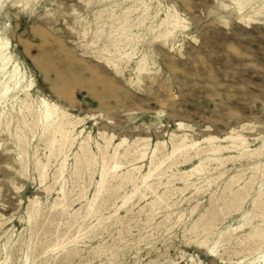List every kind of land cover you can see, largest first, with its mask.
I'll list each match as a JSON object with an SVG mask.
<instances>
[{
    "label": "rangeland",
    "instance_id": "1",
    "mask_svg": "<svg viewBox=\"0 0 264 264\" xmlns=\"http://www.w3.org/2000/svg\"><path fill=\"white\" fill-rule=\"evenodd\" d=\"M0 37L34 81L26 114L24 92L0 101V264H264V0H0ZM41 95L81 121L75 145L51 144Z\"/></svg>",
    "mask_w": 264,
    "mask_h": 264
},
{
    "label": "bare ground",
    "instance_id": "2",
    "mask_svg": "<svg viewBox=\"0 0 264 264\" xmlns=\"http://www.w3.org/2000/svg\"><path fill=\"white\" fill-rule=\"evenodd\" d=\"M123 1V0H122ZM146 1V0H145ZM253 1V0H252ZM263 0H261V2H262ZM136 2V1H135ZM142 2V4H144L143 3V1H141ZM257 2V1H256ZM4 3V2H3ZM252 3V2H251ZM258 3V2H257ZM90 4V3H89ZM135 4H137V3H135ZM240 4V3H239ZM136 6V5H135ZM141 6V5H140ZM139 6V7H140ZM248 6V5H247ZM246 6V7H247ZM128 7V6H127ZM132 7V6H131ZM161 7V6H160ZM253 7V6H252ZM130 8V7H129ZM239 8V7H238ZM125 9V8H124ZM127 9V8H126ZM126 9H125V11H126ZM134 9H136V7L134 8ZM134 9H133V11H134ZM140 9V8H139ZM149 9V8H148ZM161 9V8H160ZM244 9V8H243ZM123 10V9H122ZM147 10V9H146ZM129 11V10H128ZM128 11H126V12H128ZM159 11V10H158ZM255 11H257L256 10V8H255ZM137 12V11H136ZM148 12V11H147ZM146 12V13H147ZM157 12V11H156ZM155 12V13H156ZM260 12V11H259ZM100 13H101V11H100ZM102 13H104V11L102 12ZM125 13V12H124ZM132 13V12H131ZM150 13V12H149ZM114 14V13H113ZM168 14V13H167ZM238 14H239V12H238ZM246 14V13H245ZM261 14V13H260ZM117 15V14H116ZM145 15V14H144ZM154 15H156V14H154ZM240 15V14H239ZM242 15V14H241ZM259 15V14H258ZM261 15H263V14H261ZM100 16V15H99ZM110 16V15H109ZM109 16H108V18H109ZM128 16V15H127ZM149 15H147V17H148ZM173 19L171 20V23H172V28H168L165 32H163V34L162 35H164L163 37H165L166 36V38L168 37V36H171L172 34L174 35L175 34V31L179 28V27H183V28H185L186 27V25L187 24H184V23H182L180 20H181V18H179V15H178V13L177 12H173V14L172 15H170ZM118 17V16H117ZM122 17V16H121ZM137 17H139V15L137 16ZM136 17V18H137ZM146 17V18H147ZM150 17V16H149ZM165 17H166V15H165ZM104 18V17H103ZM129 18H131V17H129ZM133 18V17H132ZM167 18H168V16H167ZM166 18V19H167ZM248 18V17H247ZM252 18H254V17H252ZM117 19H119V18H117ZM122 19V18H121ZM139 19V18H138ZM164 19V18H163ZM244 19V18H243ZM123 20H124V18H123ZM149 20V19H148ZM148 20H146V21H148ZM157 20V19H156ZM165 20V19H164ZM163 20V21H164ZM169 20V19H168ZM250 20V19H249ZM117 21V20H116ZM154 21H155V19H154ZM162 21V20H161ZM107 22V21H106ZM137 22H138V20H137ZM121 23H122V21H121ZM132 23V22H131ZM142 23V22H141ZM141 23H139V24H141ZM146 23V22H145ZM157 23V22H156ZM168 23V22H167ZM107 24V23H106ZM120 24V23H119ZM169 24V23H168ZM108 25V24H107ZM136 25V24H135ZM163 26H164V24H162ZM167 25V24H166ZM72 26V25H71ZM71 26H69L70 28H71ZM83 26H86V25H83ZM127 26V25H126ZM125 26V27H126ZM130 26H131V24H130ZM129 26V27H130ZM134 26V25H133ZM132 26V27H133ZM149 26H151V25H149ZM158 26H159V24H158ZM162 26V27H163ZM188 26V25H187ZM141 27H143V26H141ZM83 28V27H82ZM86 28V27H85ZM112 28V27H111ZM114 28V27H113ZM120 28V27H119ZM137 28H139V27H137ZM146 28V27H145ZM148 28V27H147ZM152 28H154V27H152ZM76 29V28H75ZM122 29V28H121ZM125 29V28H124ZM130 29H131V27H130ZM133 29H134V27H133ZM149 29H150V27H149ZM155 29V28H154ZM158 29V28H157ZM157 29H155V30H157ZM109 30H111L110 28H109ZM153 30V29H152ZM159 30V29H158ZM161 30V29H160ZM84 31H86V29L84 30ZM114 31H115V29H114ZM117 31V30H116ZM115 31V32H116ZM131 31V30H130ZM142 31V30H141ZM154 31V30H153ZM96 32V31H95ZM109 32V31H108ZM121 32V31H120ZM152 32V31H151ZM155 32V31H154ZM160 32H162V31H160ZM78 33V32H77ZM84 33H86V32H84ZM97 33V32H96ZM110 33V32H109ZM118 33V32H117ZM138 33V32H137ZM157 33V32H156ZM80 34V33H79ZM98 34V33H97ZM102 34V33H101ZM143 34V33H142ZM109 35V34H108ZM107 35V36H108ZM115 35H116V33H115ZM136 35H139V34H136ZM146 35V34H145ZM172 35V36H173ZM80 36V35H79ZM87 36V35H86ZM85 36V37H86ZM118 36V34L116 35V37ZM124 36V35H123ZM131 36V35H130ZM140 36V35H139ZM156 35H154V37H155ZM84 37V38H85ZM112 37V36H111ZM137 37V36H136ZM153 37V38H154ZM107 38H109V37H107ZM106 38V39H107ZM140 38V37H139ZM142 38H143V36H142ZM100 39V38H99ZM120 39V38H119ZM118 39V40H119ZM123 39H124V37H123ZM134 39V38H133ZM144 39V38H143ZM155 39L157 40V38L155 37ZM163 39V38H162ZM94 40V39H93ZM113 40V39H112ZM114 40H115V37H114ZM131 40H132V38H131ZM131 40H130V42H131ZM138 40H140V39H137V41ZM154 40V39H153ZM64 41V40H63ZM105 41V40H104ZM119 41H121V40H119ZM119 41H117V42H119ZM123 41H125V40H123ZM122 41V42H123ZM91 42V41H90ZM111 42V41H110ZM126 42V41H125ZM133 42V41H132ZM96 43V42H95ZM112 43V42H111ZM114 43V42H113ZM113 43L111 44V45H113ZM121 43V42H120ZM129 43V42H128ZM93 45H94V43H92ZM105 44H106V42H105ZM105 44H104V46H105ZM110 44V43H109ZM71 45H72V43H71ZM96 45H97V43H96ZM99 45V44H98ZM133 45V44H132ZM173 45V44H172ZM73 46V45H72ZM89 46V45H88ZM101 46V45H100ZM103 46V47H104ZM108 46V45H107ZM107 46H106V48H104V50H109L108 48H110V45H109V47L107 48ZM115 46V45H114ZM114 46H113V48H114ZM124 46V45H123ZM126 46V45H125ZM125 46H124V48H125ZM174 46V45H173ZM75 47H77V45L75 46ZM103 47H102V49H103ZM160 47V46H159ZM157 48H158V46H157ZM115 49V48H114ZM118 49V48H117ZM165 49V48H164ZM163 49V50H164ZM171 49V48H170ZM106 50V51H107ZM125 50V49H124ZM162 50V51H163ZM168 50V49H167ZM101 51H103V50H101ZM105 51V52H106ZM111 51V50H110ZM115 51V50H114ZM117 51V50H116ZM123 51V50H122ZM128 51V50H127ZM79 52V51H78ZM164 52V51H163ZM59 52H57V54H58ZM80 53V52H79ZM109 53V52H108ZM118 53V52H117ZM134 53V52H133ZM63 54V53H62ZM61 54V55H62ZM119 54V53H118ZM125 54V53H124ZM59 55V54H58ZM77 55H80V54H78L77 53ZM85 55V54H84ZM99 55V57L102 59V61L104 60L105 62H106V65H110V66H113V68L114 67H116V68H118V61L115 59V57L113 56V54H98ZM114 55H116V54H114ZM130 55V54H129ZM128 55V56H129ZM52 56V55H51ZM64 56V55H63ZM126 56V55H125ZM131 56H133V55H131ZM144 56V55H143ZM56 57V56H55ZM55 57H54V59H55ZM59 57H61V56H59ZM74 57V56H73ZM119 57V56H118ZM117 57V58H118ZM48 58V57H47ZM63 58V57H62ZM86 58V57H85ZM95 58H98V57H95ZM121 58V57H120ZM120 58H118V59H120ZM57 59H58V57H57ZM56 59V60H57ZM65 59V58H64ZM87 59V58H86ZM99 59V58H98ZM100 59V60H101ZM125 59V58H124ZM129 59V58H128ZM143 59V58H142ZM154 59V58H153ZM55 60V61H56ZM89 60V59H88ZM138 60H140V58L138 59ZM146 60V59H145ZM62 61V60H61ZM93 61V60H92ZM91 61V62H92ZM125 61V60H124ZM129 61V60H128ZM143 61V60H142ZM21 62V61H20ZM20 62H19V57L18 56H16V54L15 53H13L12 51H10L9 50V39H8V37H0V74L2 75V76H4L5 77V79L4 80H2V82H1V84H0V101L2 100V99H6L7 97H12V98H14V97H20V93H23L24 92V96L23 97H21V105H20V108H19V110H20V112H22L23 114H26V113H24L26 110H28V111H31V108H33L32 106H33V103L31 102V100H33L32 98H31V96H32V91H31V89H32V85L34 84V81L32 80V78H30V77H28V74H27V71L20 65ZM65 62H67V61H65ZM69 62V61H68ZM99 62V61H98ZM78 63V62H77ZM96 63V62H95ZM94 63V64H95ZM80 64V63H79ZM84 64V63H83ZM99 65V64H98ZM103 66V65H102ZM138 66V65H137ZM78 67H79V65H78ZM85 67V66H84ZM98 67V66H97ZM179 67V66H178ZM104 68V67H103ZM115 69V68H114ZM123 69V68H122ZM136 69V68H135ZM139 74H141V72L142 71H144V70H146V69H148L147 68V63L146 62H143L142 63V65H140L139 66ZM89 70H90V68H89ZM103 70V69H102ZM101 70V71H102ZM104 70H105V68H104ZM110 70V69H109ZM115 70H118V69H115ZM121 70V69H120ZM150 70V69H149ZM105 71H107V70H105ZM111 71V70H110ZM97 72V71H96ZM108 72V71H107ZM123 72V71H122ZM146 72H147V70H146ZM48 73V72H47ZM94 73H95V71H94ZM93 73V74H94ZM104 73V72H103ZM103 73H100V74H103ZM109 73H111V72H109ZM98 74V73H97ZM99 74V75H100ZM108 75H111V74H108ZM107 75V76H108ZM97 77V76H96ZM99 77V76H98ZM101 77H102V75H101ZM100 77V79H102ZM131 77V76H130ZM94 78V77H93ZM92 78V79H93ZM112 78V77H111ZM98 79V78H97ZM139 79V78H138ZM140 80V79H139ZM110 81V80H109ZM142 81V80H141ZM130 82V81H129ZM117 86V85H116ZM104 88V87H103ZM119 88V87H118ZM119 89H121V88H119ZM113 93V92H112ZM43 94V93H42ZM109 94V93H108ZM110 95H112L111 93H110ZM72 98V97H71ZM19 99V98H18ZM13 107V106H12ZM38 108V110L36 111V121L38 120L39 122H41L42 124H44V127L45 128H49L50 129V131H52V139L51 138H48V139H51V140H49V141H51V144H54L56 141H58L59 142V144H60V146H67V145H72V144H74V142L78 139V136H79V134H80V132H77V125H78V122L80 121L78 118H76V115L74 116V114L72 115L70 112H69V110H67V109H65L62 105H60L58 102H56V101H52L51 99H49L47 96H45V95H41V97H40V104H39V106L37 107ZM11 109V108H10ZM12 109H14V108H12ZM15 110V109H14ZM6 112V111H5ZM11 112V111H10ZM5 114V113H4ZM6 114H7V112H6ZM13 114V113H12ZM31 114V113H30ZM3 115V114H2ZM2 115H1V117H2ZM11 115V114H10ZM19 115V114H18ZM25 116V115H24ZM8 117V116H7ZM22 117H23V115H22ZM25 117H27V116H25ZM29 117V116H28ZM35 118V117H34ZM24 119V118H23ZM1 120V119H0ZM5 120H6V117H5ZM8 120V119H7ZM25 120V119H24ZM30 120V119H29ZM37 121V122H38ZM180 121V120H179ZM29 122V121H28ZM35 122V121H34ZM83 122H84V120H83ZM10 123V122H9ZM40 123V124H41ZM79 123H81V121L79 122ZM12 123H10V125H11ZM20 124V123H19ZM25 124V123H24ZM36 125H37V123H35ZM179 124L180 125H184V123L182 122V120L179 122ZM244 125V124H243ZM8 126H9V124H8ZM39 126V125H38ZM15 127H17V126H15ZM25 127H26V125H25ZM245 127H246V125H245ZM244 127V128H245ZM7 128V127H6ZM20 128H21V126H20ZM19 128V129H20ZM27 128V127H26ZM25 128V129H26ZM36 128V127H35ZM34 128V129H35ZM43 129V128H42ZM81 129V128H80ZM79 129V130H80ZM232 129V128H231ZM236 129V128H235ZM234 129V130H235ZM236 130H238V129H236ZM17 133H18V131H17V129L15 130ZM14 131V132H15ZM21 131V130H20ZM22 131H23V129H22ZM37 131V130H36ZM46 131V130H45ZM49 131V132H50ZM25 132V131H24ZM35 132V131H34ZM12 133V132H11ZM26 133V132H25ZM33 133V132H32ZM46 133H47V131H46ZM83 133V132H82ZM240 133V132H239ZM50 134V133H49ZM89 134H91V133H89ZM177 134V133H176ZM12 135V134H11ZM15 135H16V133H15ZM28 135V134H27ZM48 135V134H47ZM82 135V134H81ZM111 135H112V133H111ZM114 135V134H113ZM178 135V134H177ZM236 135V134H235ZM262 135V134H261ZM21 136V135H20ZM45 136H46V134H45ZM207 136V135H206ZM225 136V135H224ZM241 136V135H240ZM244 136V135H243ZM247 136V135H246ZM258 136V135H257ZM41 137H43V136H41ZM88 137H89V135H88ZM91 137V136H90ZM176 137V136H175ZM182 137V136H181ZM238 137V136H237ZM255 137V136H254ZM33 138V137H32ZM100 138H101V136H100ZM112 138L113 137H110V138H107V143H108V145H109V143L111 142V140H112ZM213 138V140H214V137L212 136V137H210L209 139H212ZM223 138V137H222ZM229 137H227V139H228ZM239 138H241V137H239ZM238 138V139H239ZM246 138V137H245ZM20 139V138H19ZM88 139V138H87ZM87 139H82L81 141H80V145H81V147H82V149L83 150H87L88 148H87ZM92 139V138H91ZM106 139V138H105ZM208 139V138H207ZM218 139H221V138H218ZM224 139V138H223ZM225 139H226V137H225ZM17 140H18V137H17ZM25 140V139H24ZM90 140V139H89ZM97 140V139H96ZM126 140V138H122V140L118 143V145H120V144H122L124 141ZM191 140V139H190ZM197 140V139H196ZM199 140V139H198ZM205 141H206V139H204ZM237 140V139H236ZM242 140V139H241ZM19 141V140H18ZM23 141V140H22ZM22 141H20V142H22ZM91 141V140H90ZM113 141V140H112ZM161 141V140H160ZM243 141H244V139H243ZM242 141V142H243ZM246 141V140H245ZM42 142V141H41ZM89 142V141H88ZM94 142V141H93ZM100 142V141H99ZM118 142V141H117ZM163 142V141H162ZM164 142H166V141H164ZM210 142V141H209ZM29 143V142H28ZM40 143V142H39ZM50 143V142H49ZM91 143V142H90ZM133 143H135V142H133ZM195 142H191V144H188V145H186L185 147H188V146H191V145H193ZM236 143V142H235ZM246 143V142H245ZM55 144H57V143H55ZM100 144V143H99ZM99 144H97V145H99ZM136 144V143H135ZM210 144V143H209ZM214 144V143H213ZM219 144V143H218ZM225 144V143H224ZM15 145V144H14ZM17 145H18V143H17ZM75 145V144H74ZM92 145V144H91ZM96 145V146H97ZM105 145V144H104ZM112 145V144H111ZM165 145V144H164ZM167 145V144H166ZM230 145V144H229ZM237 145H239V143H237ZM28 146V145H27ZM39 146V145H38ZM41 146V145H40ZM163 146V145H162ZM177 146H178V144H177ZM180 146V145H179ZM201 146V145H200ZM207 146V145H206ZM216 146V145H215ZM242 146V145H241ZM240 146V147H241ZM19 147V146H18ZM21 147V146H20ZM24 147H25V144H24ZM36 147V146H35ZM47 147V146H46ZM73 147V146H72ZM80 147V146H79ZM99 147V146H98ZM181 147V146H180ZM197 147V146H196ZM214 147V146H213ZM212 147V148H213ZM224 146L222 145V148H223ZM228 147V146H227ZM244 147V146H243ZM262 147V146H261ZM264 147V146H263ZM41 148V147H40ZM48 148V147H47ZM63 148V147H62ZM102 148V147H101ZM116 148V147H115ZM129 148H130V146H129ZM135 148V147H134ZM157 148V147H156ZM155 148V149H156ZM163 148V147H162ZM191 148V147H190ZM209 148V147H208ZM221 148V146L219 147V146H216L215 148H214V150H219ZM260 148V147H259ZM13 149H14V147H13ZM45 149V148H44ZM93 149V148H92ZM102 149H104V148H102ZM184 149H186V148H184ZM201 149V148H200ZM210 149V148H209ZM232 149V148H231ZM249 149V148H248ZM262 149H264V148H262ZM262 149H261V151H262ZM11 150V149H10ZM27 150V149H26ZM46 150V149H45ZM68 150V149H67ZM115 150V149H114ZM130 150V149H129ZM138 150V149H137ZM160 150V149H159ZM159 150H158V152H159ZM164 150H166V149H164ZM191 150V149H190ZM259 150V149H258ZM65 151H66V149H65ZM89 151V150H88ZM105 151H107V150H105ZM104 151V152H105ZM110 151V150H109ZM118 151V150H117ZM126 151V150H125ZM127 151H128V149H127ZM156 151V150H155ZM239 151V150H238ZM28 152V151H27ZM37 152V151H36ZM72 152V151H71ZM75 152V151H74ZM95 152V151H94ZM104 152H103V154H104ZM113 152V151H112ZM111 152V153H112ZM131 152V151H130ZM166 152V151H165ZM170 152V151H169ZM177 153H178V151H176ZM185 152V151H184ZM197 153H199L200 151H196ZM206 152V151H205ZM219 152V151H218ZM255 152V151H254ZM263 152V151H262ZM29 153V152H28ZM28 153L26 154V155H28ZM38 153V152H37ZM51 153V152H50ZM58 153V152H57ZM70 153V152H69ZM81 153V152H80ZM84 153V152H83ZM93 153V152H92ZM115 153V152H114ZM131 153H133V152H131ZM156 153V152H155ZM242 153V152H241ZM240 153V154H241ZM22 154V153H21ZM33 154H34V152H33ZM32 154V155H33ZM82 154V153H81ZM119 154V153H118ZM118 154H116V155H118ZM127 154H130V153H127ZM160 154H161V151H160ZM183 154V153H182ZM181 154V155H182ZM186 154H187V152H186ZM200 154V153H199ZM202 154V153H201ZM200 154V155H201ZM254 154V153H253ZM40 155V154H39ZM59 155V154H58ZM63 155V154H62ZM73 155V154H72ZM106 155V154H105ZM105 155L103 156V157H105ZM111 155V154H110ZM116 155H115V157H116ZM180 155V154H179ZM190 155V154H189ZM242 155V154H241ZM259 155V154H258ZM50 156V155H49ZM65 156V155H64ZM64 156H63V158H64ZM81 156V155H80ZM92 156H94V154L92 155ZM97 157H98V154L96 155ZM120 156V155H119ZM122 156V155H121ZM136 156V155H135ZM171 156V155H170ZM173 156V155H172ZM192 156V155H191ZM198 156V155H197ZM213 156V155H212ZM211 156V157H212ZM230 156H233V155H230ZM235 156V155H234ZM243 156V155H242ZM24 157H26V156H24ZM23 157V158H24ZM28 158H29V155L27 156ZM39 157V156H38ZM37 157V158H38ZM76 157V156H75ZM95 157V156H94ZM93 157V158H94ZM137 157V156H136ZM159 157H160V155H159ZM158 157V158H159ZM196 157V156H195ZM202 157V156H201ZM210 157V156H209ZM222 157V156H221ZM225 157V156H224ZM227 157V156H226ZM239 157V156H238ZM66 158V157H65ZM71 158V157H70ZM141 158V157H140ZM160 158H162V157H160ZM181 158V157H180ZM183 158V157H182ZM206 158V157H205ZM220 158V157H219ZM230 158V157H229ZM26 159V158H25ZM78 159V158H77ZM91 159V158H90ZM95 159V158H94ZM119 159V158H118ZM118 159H117V161H118ZM122 159V158H121ZM124 159V158H123ZM132 159V158H131ZM142 159V158H141ZM140 159V160H141ZM153 159H155V158H153ZM170 159V158H169ZM175 159V158H174ZM190 159V158H189ZM224 159V158H223ZM81 160H84V159H81ZM135 160V159H134ZM159 160H161V159H159ZM182 160V159H181ZM202 159H200V161H201ZM204 160V159H203ZM206 160V159H205ZM47 161V160H46ZM46 161H44V162H46ZM53 161H54V159H53ZM61 161V160H60ZM64 161V160H63ZM102 161V160H101ZM106 161V160H105ZM121 161V160H120ZM125 161V160H124ZM128 161V160H127ZM130 161V160H129ZM136 161V160H135ZM162 161H164V160H162ZM172 161L173 160H171V163H172ZM189 161V160H188ZM190 161H192V160H190ZM199 161V162H200ZM220 161V160H219ZM228 161V160H227ZM23 162L24 161H22V164H23ZM35 162V161H34ZM58 162V161H57ZM83 162H85V161H83ZM133 162V161H132ZM215 162V161H214ZM216 162H217V160H216ZM24 163H26V162H24ZM48 163V162H47ZM119 163V162H118ZM120 163H122V162H120ZM126 163V161L124 162V164ZM158 163V162H157ZM160 163V162H159ZM163 163H165V161L163 162ZM162 163V164H163ZM186 163V162H185ZM198 163V162H197ZM204 163V162H203ZM202 163V164H203ZM29 164V163H28ZM66 163H63L62 164V168L61 169H63L64 168V165H65ZM71 164V163H70ZM96 164V163H95ZM97 164H99V163H97ZM114 164V163H113ZM145 164V163H144ZM143 164V165H144ZM150 164H152L151 162H150ZM154 164V163H153ZM161 164V165H162ZM168 164V163H167ZM174 164H176V163H174ZM217 164V163H216ZM34 165V164H33ZM56 165V164H55ZM68 165V164H67ZM119 165V164H118ZM126 165H128V164H126ZM142 165V164H141ZM142 165V166H143ZM155 165V164H154ZM179 165V164H178ZM222 165V164H221ZM224 165H226V164H224ZM25 166V165H24ZM36 166V165H35ZM50 166H51V163H50ZM84 166H85V163H84ZM83 166V167H84ZM98 166V165H97ZM132 166H133V164H132ZM141 166V167H142ZM163 166V165H162ZM167 166V165H166ZM201 166V165H200ZM214 166V165H213ZM253 166V165H252ZM53 167V166H52ZM72 167V166H71ZM99 167V166H98ZM119 167V166H118ZM134 167H135V165H134ZM137 167V166H136ZM151 167V166H150ZM156 168H157V166H155ZM159 167H161V166H159ZM173 167V166H172ZM176 167V166H175ZM203 167V166H202ZM201 167V168H202ZM45 168H47V167H45ZM121 168V167H120ZM132 168V167H131ZM138 168V167H137ZM215 168H217V169H219L218 167H215ZM35 169V168H34ZM48 169V168H47ZM98 169V168H97ZM139 169V168H138ZM151 169V168H150ZM153 169V168H152ZM161 169H162V167H161ZM208 169V168H207ZM214 169V168H213ZM213 169H212V171H213ZM216 169V170H217ZM40 170H41V167H40ZM52 170H54V169H52ZM87 170V169H86ZM128 170V169H127ZM131 170V169H130ZM136 170V169H135ZM149 170V169H148ZM154 170V169H153ZM199 170H202V169H199ZM209 170V169H208ZM39 171V170H38ZM66 171V170H65ZM64 171V172H65ZM73 171V170H72ZM110 171V170H109ZM124 171H126V170H124ZM138 171V170H137ZM171 171V170H170ZM212 171H211V173H212ZM224 171V170H223ZM259 171V170H258ZM50 172V171H49ZM71 172V171H70ZM134 172V171H133ZM140 172V171H139ZM151 172V171H150ZM157 172V171H156ZM163 172V171H162ZM166 172H168V171H166ZM189 172V171H188ZM206 172V171H205ZM214 172V171H213ZM260 172V171H259ZM46 173V172H45ZM61 173V172H60ZM73 173V172H72ZM136 173V172H135ZM143 173V172H142ZM157 173H159V172H157ZM156 173V174H157ZM182 173H183V171H182ZM191 173H193L192 171H191ZM196 173V172H195ZM204 173V172H203ZM209 173H210V171H209ZM223 173V172H222ZM264 173V172H263ZM262 173V174H263ZM88 174H89V172H88ZM106 174H107V168H106V166H104V170H103V172H102V178H101V180L99 181V185H103L104 184V182H105V180H106ZM119 174V173H118ZM131 174H132V172H131ZM173 174V173H172ZM187 174V173H186ZM60 175V174H59ZM73 175V174H72ZM128 175V174H127ZM139 175V174H138ZM141 175H144V174H141ZM171 175V174H170ZM178 175H179V173H178ZM192 175V174H191ZM60 176H63V174L62 175H60ZM100 176V175H99ZM145 176V175H144ZM151 176H152V174H151ZM159 176H160V174H159ZM158 176V177H159ZM215 176H217V175H215ZM253 176H254V174H253ZM257 176V175H256ZM45 177H46V175H45ZM70 177V176H69ZM74 177V176H73ZM73 177H72V179H73ZM120 177H123V174H122V176H120ZM147 177V176H146ZM165 177V176H164ZM175 177V176H174ZM190 177H192V176H190ZM214 177V176H213ZM218 177V176H217ZM216 177V178H217ZM232 177V176H231ZM231 177H229V178H231ZM234 177V176H233ZM232 177V178H233ZM255 177V176H254ZM67 178V177H66ZM65 178V179H66ZM100 178V177H99ZM139 178H141V177H139ZM149 178H150V176H149ZM155 178H156V176H155ZM171 178H173V177H171ZM201 178V177H200ZM220 178V177H219ZM64 179V180H65ZM137 179V178H136ZM184 179V178H183ZM185 179H186V177H185ZM211 179V178H210ZM250 179H252V178H250ZM45 180V179H44ZM94 180V179H93ZM92 180V181H93ZM121 180V179H120ZM179 180H180V178H179ZM202 180V179H201ZM208 180V179H207ZM217 180H219V179H217ZM91 181V182H92ZM153 181V180H152ZM162 181V180H161ZM182 181V180H181ZM189 181H191V180H189ZM196 181V180H195ZM252 181H253V179H252ZM119 182V181H118ZM187 182V181H186ZM199 182V181H198ZM208 182V181H207ZM206 182V183H207ZM211 182H213V181H211ZM233 182V181H232ZM248 182H250V180L248 181ZM96 183H98V181L96 182ZM114 183V182H113ZM137 183V182H136ZM141 183H143V182H141ZM158 183V182H157ZM247 183V182H246ZM64 185L66 184L65 182L63 183ZM140 184V183H139ZM145 184V183H144ZM143 184V185H144ZM148 184V183H147ZM155 184V183H154ZM192 184V183H191ZM209 184V183H208ZM214 184V183H213ZM233 184V183H232ZM232 184H231V187H232ZM46 185V184H45ZM113 185V184H112ZM115 185V184H114ZM133 185H135V184H133ZM142 185V184H141ZM140 185V186H141ZM142 185V186H143ZM171 185V184H170ZM95 186H96V184H95ZM150 186H151V184H150ZM156 186V185H155ZM154 186V187H155ZM176 186V185H175ZM193 186V185H192ZM197 186V185H196ZM202 186V185H201ZM246 186V185H245ZM244 186V187H245ZM157 187H158V184H157ZM168 187V186H167ZM174 187V186H173ZM182 187V186H181ZM188 187V186H187ZM200 187V186H199ZM206 187H207V185H206ZM227 187V186H226ZM230 187V188H231ZM49 188H50V185H49ZM64 188H65V186H64ZM137 188V187H136ZM209 188H210V186H209ZM62 189V187L60 188V190ZM97 189V188H96ZM95 189V190H96ZM101 189V188H100ZM149 189H151V188H149ZM186 189V188H185ZM242 189H246V188H243L242 187ZM66 190V189H65ZM158 190V189H157ZM167 190V189H166ZM172 190H174V189H172ZM181 190V189H180ZM228 190V189H227ZM230 190V189H229ZM235 190V189H234ZM237 190V189H236ZM239 190V189H238ZM66 191H68V190H66ZM101 190H99V192H100ZM133 191V190H132ZM136 191V190H135ZM183 191V190H182ZM204 191V190H203ZM231 191H233V190H231ZM230 191V192H231ZM243 191V190H242ZM245 191V190H244ZM243 191V192H244ZM264 191V190H263ZM61 192V191H60ZM130 192V191H129ZM128 192V193H129ZM147 192V191H146ZM145 192V193H146ZM167 192V191H166ZM170 192V191H169ZM193 192H194V190H193ZM197 192V191H196ZM195 192V193H196ZM144 193V194H145ZM173 193V192H172ZM171 193V194H172ZM177 193V192H176ZM198 193H200V192H198ZM232 193V192H231ZM234 193V192H233ZM239 193V192H238ZM237 193V194H238ZM262 193V192H261ZM97 194V193H96ZM134 194V193H133ZM164 194H165V192H164ZM174 194V193H173ZM229 194V193H228ZM68 195V194H67ZM136 195V194H135ZM146 195V194H145ZM160 195V194H159ZM166 195V194H165ZM231 195H233V194H231ZM262 195V194H261ZM260 195V196H261ZM60 196V195H59ZM98 196V195H97ZM96 196V197H97ZM128 196V195H127ZM133 196V195H132ZM163 196V195H162ZM228 196V195H227ZM238 196V195H237ZM241 196H242V194H241ZM124 197L126 198V194L124 195ZM131 197V196H130ZM168 197H170V196H168ZM240 197V196H239ZM238 197V198H239ZM258 197V196H257ZM262 197V196H261ZM124 198V199H125ZM154 198H156V197H154ZM163 198V197H162ZM227 198V197H226ZM229 198H230V196H229ZM235 198V197H234ZM237 198V199H238ZM36 199V198H35ZM97 199V198H96ZM123 199V198H122ZM171 199V198H170ZM59 200H61V198L60 199H58V201ZM90 200V199H89ZM152 200V199H151ZM154 200L155 199H153L152 201L154 202ZM163 200V199H162ZM169 200V199H168ZM225 200V199H224ZM241 200H242V198H241ZM88 201V200H87ZM92 201V200H91ZM255 201V200H254ZM260 201V200H259ZM89 202V201H88ZM96 202V201H95ZM99 202V201H98ZM164 202H166V201H164ZM229 202V201H228ZM256 202H257V200H256ZM67 203V202H66ZM124 203V202H123ZM162 203V202H161ZM226 203H227V201H226ZM238 203H240L241 204V201L240 202H238ZM261 203H262V201H261ZM264 203V202H263ZM88 204V203H87ZM157 204V203H156ZM171 204H173V203H171ZM256 204V203H255ZM260 204V203H259ZM38 205V204H37ZM151 205V204H150ZM236 205V204H235ZM54 206V205H53ZM87 206V205H86ZM90 206V205H89ZM170 206V205H169ZM237 206V205H236ZM259 206V205H258ZM34 207V206H33ZM39 207V206H38ZM159 207V206H158ZM240 207V206H239ZM35 208H37V206L35 207ZM34 208V209H35ZM40 208V207H39ZM236 208H238V207H236ZM31 209H33V208H31ZM33 209V210H34ZM258 209V208H257ZM261 209V208H260ZM91 210V209H90ZM155 210V209H154ZM255 210V209H254ZM259 210V209H258ZM262 210H264V209H262ZM35 211V210H34ZM37 211H38V209H37ZM85 211V210H84ZM88 211V210H87ZM42 212V211H41ZM35 213V212H34ZM33 213V214H34ZM86 213V212H85ZM37 214V213H36ZM210 214V213H209ZM258 214H259V212H258ZM82 215V214H81ZM80 215V216H81ZM89 215V214H88ZM206 215V214H205ZM71 216V215H70ZM264 218V217H263ZM31 219V218H30ZM78 219V218H77ZM261 220H262V218H261ZM248 221V220H247ZM251 221V220H250ZM264 221V220H263ZM260 222V221H259ZM258 222V223H259ZM261 224V223H260ZM80 225V224H79ZM259 225V224H258ZM264 227V226H263ZM260 228V227H259ZM261 229V228H260ZM263 229V228H262ZM251 230V229H250ZM249 230V231H250ZM258 231V230H257ZM259 232H261V231H259ZM264 232V231H263ZM66 234V236H67V233H65ZM62 235V234H61ZM242 235V234H241ZM65 236V237H66ZM261 236H262V234H261ZM65 237H63V238H65ZM226 237V236H225ZM253 237H254V235H253ZM252 237V235H251V238H253ZM239 238V237H238ZM225 239V238H224ZM223 239V240H224ZM228 239H230V238H228ZM241 239V238H240ZM239 239V240H240ZM255 239V238H254ZM75 240V239H74ZM259 240V239H258ZM59 241V240H58ZM67 241V240H66ZM66 241L64 242V244L66 243ZM231 241V240H230ZM242 241V240H241ZM256 241H257V239H256ZM54 242H55V240H54ZM246 243V242H245ZM245 243H244V245H245ZM251 243V242H250ZM254 243V242H253ZM60 244V243H59ZM69 244V243H68ZM62 245H63V243H62ZM67 245V244H66ZM260 245V244H259ZM54 246H56V244L54 243ZM61 246V245H60ZM64 246V245H63ZM63 246H62V248H63ZM242 246V245H241ZM246 246V245H245ZM264 246V245H263ZM50 247H51V245H50ZM65 247V246H64ZM56 248V247H55ZM59 248H61V247H59ZM232 248V247H231ZM245 248V247H244ZM54 249V248H53ZM73 249V248H72ZM77 249V248H76ZM238 249V248H237ZM247 249V248H246ZM239 250H240V248H239ZM261 250V249H260ZM56 251H58V250H56ZM73 251V250H72ZM76 251V250H75ZM232 251H233V249H232ZM68 252H69V250H68ZM67 253V252H66ZM76 254V252H72L71 254ZM67 254H69V253H67ZM71 256V255H70ZM75 256V255H74ZM72 257V256H71Z\"/></svg>",
    "mask_w": 264,
    "mask_h": 264
}]
</instances>
